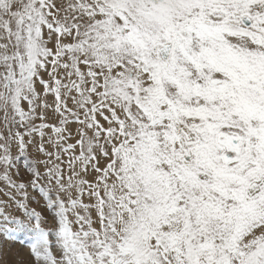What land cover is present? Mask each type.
<instances>
[{
  "label": "snow or ice",
  "instance_id": "1",
  "mask_svg": "<svg viewBox=\"0 0 264 264\" xmlns=\"http://www.w3.org/2000/svg\"><path fill=\"white\" fill-rule=\"evenodd\" d=\"M10 254L264 264V0H0Z\"/></svg>",
  "mask_w": 264,
  "mask_h": 264
},
{
  "label": "rangeland",
  "instance_id": "2",
  "mask_svg": "<svg viewBox=\"0 0 264 264\" xmlns=\"http://www.w3.org/2000/svg\"><path fill=\"white\" fill-rule=\"evenodd\" d=\"M19 161V162H18ZM17 161V164L21 167V168H23L24 167V165H23V159L21 158L20 160H18ZM18 241H24L25 243H27V238L24 236V235H21L19 238H18ZM13 249H15V248H17V247H21V252H22V254H26V252H27V249L26 248H23L22 246H20L19 245V243H17V244H14V245H12L11 246ZM6 260H7V262H8V264H14V262H15V260L17 259V257L16 256H14V255H9V256H7L6 258H5Z\"/></svg>",
  "mask_w": 264,
  "mask_h": 264
},
{
  "label": "bare ground",
  "instance_id": "3",
  "mask_svg": "<svg viewBox=\"0 0 264 264\" xmlns=\"http://www.w3.org/2000/svg\"><path fill=\"white\" fill-rule=\"evenodd\" d=\"M19 162V161H18ZM20 165V164H19Z\"/></svg>",
  "mask_w": 264,
  "mask_h": 264
}]
</instances>
